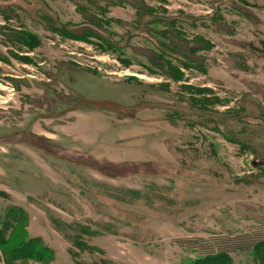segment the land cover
Wrapping results in <instances>:
<instances>
[{"label": "rangeland", "instance_id": "rangeland-1", "mask_svg": "<svg viewBox=\"0 0 264 264\" xmlns=\"http://www.w3.org/2000/svg\"><path fill=\"white\" fill-rule=\"evenodd\" d=\"M84 23L101 39L59 31ZM0 191V264H190L264 238V0H0ZM26 237L48 258L9 259Z\"/></svg>", "mask_w": 264, "mask_h": 264}, {"label": "trees", "instance_id": "trees-1", "mask_svg": "<svg viewBox=\"0 0 264 264\" xmlns=\"http://www.w3.org/2000/svg\"><path fill=\"white\" fill-rule=\"evenodd\" d=\"M143 11V10H142ZM91 25V24H90ZM88 23H84L81 25H74V29H67V28H61L59 29L60 32H62L64 35L68 36L71 40L75 41H82V42H88V39L91 37L100 38V34L98 33V23L93 24L94 26H90ZM94 27H96L94 29ZM173 35L174 33L171 32ZM101 39V38H100ZM173 46L175 48H179L177 44L175 43V38ZM172 41V40H170ZM180 49V48H179ZM210 47L207 45L203 46L202 48L196 47V46H190L185 47V50L190 51H202V50H208ZM188 67V66H187ZM186 66L184 68H187ZM205 72V69H204ZM206 91V90H202ZM208 101V100H207ZM210 104H216V100H212L209 102ZM207 110V107L204 108ZM0 198L3 199H10V195L6 193L5 191H0ZM15 245L9 246L8 251L6 252V255L9 257V259L13 260L15 258L16 254L27 250L32 249V255H34L37 259H44L48 258L50 255V251L47 247H45L40 240L38 239H15L14 240ZM228 248L219 251L218 253H210L206 254L204 257L197 258V260H193L190 262V264H231L230 260V254L234 249L239 248L241 250L250 249L253 250H264V238H257V239H248V238H238L236 240L229 241ZM11 247V248H10ZM87 249H93L92 247L87 246ZM262 263L264 264V259H262Z\"/></svg>", "mask_w": 264, "mask_h": 264}]
</instances>
